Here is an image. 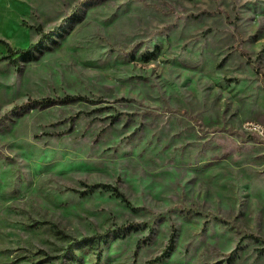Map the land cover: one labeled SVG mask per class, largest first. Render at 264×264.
I'll return each instance as SVG.
<instances>
[{
    "label": "rangeland",
    "instance_id": "rangeland-1",
    "mask_svg": "<svg viewBox=\"0 0 264 264\" xmlns=\"http://www.w3.org/2000/svg\"><path fill=\"white\" fill-rule=\"evenodd\" d=\"M257 126L264 0H0V264H264Z\"/></svg>",
    "mask_w": 264,
    "mask_h": 264
},
{
    "label": "trees",
    "instance_id": "trees-1",
    "mask_svg": "<svg viewBox=\"0 0 264 264\" xmlns=\"http://www.w3.org/2000/svg\"><path fill=\"white\" fill-rule=\"evenodd\" d=\"M80 6V5H79ZM78 7V6H77ZM78 9V8H77ZM76 9V10H77ZM73 15H75V14H73ZM37 33L41 36L40 37V41H45L44 39L45 38H48L49 36H52L51 37V40H53L54 39V37H55V35H53V34H45V33H43L42 32V30L40 29V28H38L37 29ZM2 42V41H1ZM35 46H29L27 49H25V50H20V51H18V53L19 54H22V55H26V56H28V55H30L31 53H33V52H35ZM10 53H12V51L10 50ZM88 100L86 99V98H84V97H75V96H66V97H64V98H60V99H50V98H45V99H41V100H32L31 102H30V107H31V109L32 110H39V111H42V110H45V109H48V108H51V107H53V106H58V105H60V106H64V105H70V104H73V103H80V102H85V103H88L87 102ZM28 107V106H27ZM13 113H14V115L17 117V116H22V113H24V109H23V111H20V110H14L13 111ZM177 115H179V116H185L184 115V113L183 112H177L176 113ZM2 118H4V116L2 117ZM118 119L119 118H117V117H114L113 118V124L115 123V122H117L118 121ZM106 188V186H91V187H89L88 189H89V191L88 192H90V193H92V192H94L95 190H97V189H102V188ZM114 192H115V194H116V196H117V198H120L122 201H125L126 202V200H125V198H124V196L119 192V191H116V190H113ZM220 223H223V222H220ZM131 230L130 229H128V230H126V231H123V233H122V237H124V236H126V233H128V232H130ZM137 231V228H135V227H133L132 226V232H136ZM256 242H261L260 240H257L256 238H253ZM262 243V245H263V247H264V241L263 242H261ZM264 251V250H263ZM171 253V251L170 252H167V255H169ZM166 255V256H167Z\"/></svg>",
    "mask_w": 264,
    "mask_h": 264
},
{
    "label": "built area",
    "instance_id": "built-area-1",
    "mask_svg": "<svg viewBox=\"0 0 264 264\" xmlns=\"http://www.w3.org/2000/svg\"><path fill=\"white\" fill-rule=\"evenodd\" d=\"M251 130L256 131L257 133H259L261 136H264V129H262L261 127H253L251 128Z\"/></svg>",
    "mask_w": 264,
    "mask_h": 264
}]
</instances>
